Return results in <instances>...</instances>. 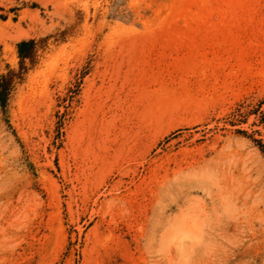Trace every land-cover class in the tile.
<instances>
[{
	"label": "rangeland",
	"instance_id": "374dc122",
	"mask_svg": "<svg viewBox=\"0 0 264 264\" xmlns=\"http://www.w3.org/2000/svg\"><path fill=\"white\" fill-rule=\"evenodd\" d=\"M8 74L0 264H264V0H0Z\"/></svg>",
	"mask_w": 264,
	"mask_h": 264
},
{
	"label": "trees",
	"instance_id": "16d2710c",
	"mask_svg": "<svg viewBox=\"0 0 264 264\" xmlns=\"http://www.w3.org/2000/svg\"><path fill=\"white\" fill-rule=\"evenodd\" d=\"M33 45V41L29 40V41H21L17 44V48H18V53L19 56L21 58H25L28 56V53H26L25 48L32 46ZM11 74L8 75H2L0 77V104L4 105L7 97L9 95L10 89H11V78H10ZM260 121L264 122V112H262L260 114ZM258 142V146L259 148L264 152V146L263 144H261L260 140H256Z\"/></svg>",
	"mask_w": 264,
	"mask_h": 264
}]
</instances>
